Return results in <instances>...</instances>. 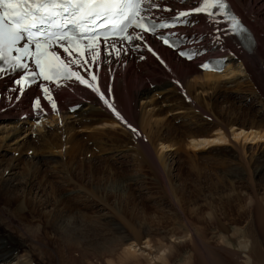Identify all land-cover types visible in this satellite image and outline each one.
Masks as SVG:
<instances>
[{
  "label": "bare ground",
  "instance_id": "bare-ground-1",
  "mask_svg": "<svg viewBox=\"0 0 264 264\" xmlns=\"http://www.w3.org/2000/svg\"><path fill=\"white\" fill-rule=\"evenodd\" d=\"M172 1L178 3L182 0ZM185 1L184 5L176 8H188L193 2ZM230 1L255 30L259 45L252 54L242 52L223 33L224 26L218 24L217 27L221 29L218 33L221 37L218 53L228 58V65L222 74L197 71L192 62L184 63L169 50L155 45H152V49L158 58L150 52H144L143 63H138V56L133 53L125 55L121 52L120 57L116 58L103 52L98 81L100 92L112 108L91 88L70 82L63 86L62 94L57 95L55 110L35 87L31 88L30 95H35L41 101V110H36L37 117L32 116V111H25L24 104H12L17 98V92L13 90L16 88L10 85L8 76L0 74V146L6 143L0 151V196L6 197L5 203L0 206V227L6 225L17 234V237L6 234V246L0 245V264H34L38 258L48 259L49 264H230L238 255H244L243 264H264L263 253L260 254L254 245L255 242L264 243V184L257 188L253 174L249 171V193L229 191L216 200H209L202 195L204 198L195 202L190 197L186 198L184 192L173 188L165 190V199L180 213L173 219H165L163 213L160 214L162 209L152 213L147 208L138 211L136 205L130 208L129 204L135 202V196L130 184H126L128 197L123 199L119 209L124 216L118 217L119 221L115 222L112 211L107 214L108 217L98 213L94 216L91 211L106 206L113 198L108 195L110 191L102 182L115 180L119 173L109 165L107 170L93 166L92 162L97 156L94 157L93 149L86 146L88 142L84 144L80 138V135L89 136L90 140L102 147H99L102 151H121L122 160L128 156L136 161L142 157L145 161L147 158L153 171L163 176L162 180L167 179V182L172 179V169L167 167V158L163 155L165 150L174 151L171 157L179 156L183 150V154L187 155L189 151L215 148L219 149L218 157L222 156L224 160L228 153L221 148L230 143L231 137L236 143L252 142L264 146V120L260 119L262 113L251 115L243 108L242 98V101H236V98L232 100L228 94H224L228 87L232 89V85L237 86L238 91L243 83L250 82L253 92L262 96L259 101L264 102V7L259 6L264 0ZM247 11L249 15H246ZM201 22L205 30H215L208 18L202 17ZM148 65H152L154 70L150 71ZM80 74L90 79L85 71H80ZM167 78L170 83L166 81ZM145 80L154 85L153 90L146 87ZM226 82L231 85L225 86ZM66 96L69 102L65 100ZM63 103L66 106L65 114L61 112ZM77 104L82 107L70 114L68 107ZM192 106L195 111L190 109ZM261 106L264 108V103ZM116 113H119L120 118H117ZM194 117L192 126H187L189 124L185 120ZM179 118L183 122L176 126L173 121ZM194 126L203 128L196 129ZM13 132L15 134L12 136ZM33 134L37 142L30 139ZM11 146L20 154L28 150L35 153L41 147L52 154L56 150L61 160L58 162L52 157L44 162L34 153L30 160L28 155L6 160L5 153ZM130 147L133 148L131 153L128 152ZM157 147L160 149L157 150ZM234 153L228 157L235 155L234 158L243 160L244 145L237 155ZM258 154V159H252L251 163L259 171L257 175L264 176V148ZM64 157L65 163L62 160ZM83 160H87V164ZM104 160L98 162L106 166L108 162ZM248 161L242 164L246 165ZM226 163L220 161L215 164L223 166ZM86 167L87 171L84 169ZM40 172L42 176L38 184V181L35 183L36 174ZM101 174H105L104 177ZM85 178L89 179L86 183L89 189L83 184ZM55 183L75 186L69 189L77 191L75 198L60 194L59 188L54 187ZM45 184L49 188H45ZM115 188L112 187L113 190ZM36 195L37 198H34ZM79 197L88 199L89 209L84 206L81 210H75L70 206ZM13 203H17V207L13 208ZM23 207L27 208V212L32 208L31 213H37V217L29 220ZM17 218L19 223L16 222ZM39 218L44 223H38ZM115 224H123V228L120 231L112 229ZM211 226L214 230L209 232L208 227ZM127 243L131 247L134 244V247L142 244L149 247L148 255L154 256L157 262L151 263L153 260L147 256L132 257V254L124 259L116 257L117 253H121L118 252L120 248ZM104 244L109 247L104 248ZM185 245H188L189 250L184 252ZM28 250L31 252L28 253ZM160 252L166 253L165 258L158 257Z\"/></svg>",
  "mask_w": 264,
  "mask_h": 264
},
{
  "label": "snow or ice",
  "instance_id": "snow-or-ice-1",
  "mask_svg": "<svg viewBox=\"0 0 264 264\" xmlns=\"http://www.w3.org/2000/svg\"><path fill=\"white\" fill-rule=\"evenodd\" d=\"M159 10L172 11L160 9L153 0H0V73H20L14 81L20 95L34 83L47 82L38 86L53 110L56 103L47 84L62 86V81L70 79L97 92L112 108L98 85L101 42L106 55L119 58L121 52L128 54L127 46L134 40L147 44L142 33L156 35L162 29L186 24V18L194 14L205 15L214 25L222 18L227 23L225 35H244L250 44L253 42L242 21L231 11L228 0H200L193 9L179 11L169 18L155 16ZM133 29L137 31H130ZM215 30L221 32L219 27ZM173 36L180 39L176 33L157 38L175 50L179 45L172 40ZM216 38L221 39L219 35ZM138 48L135 45L132 50ZM148 51L156 55L150 46ZM179 55L191 59L199 53L180 50ZM78 69L87 72L90 79H85ZM33 107L41 110L40 99L35 100ZM116 115L120 118L119 113Z\"/></svg>",
  "mask_w": 264,
  "mask_h": 264
},
{
  "label": "rangeland",
  "instance_id": "rangeland-1",
  "mask_svg": "<svg viewBox=\"0 0 264 264\" xmlns=\"http://www.w3.org/2000/svg\"><path fill=\"white\" fill-rule=\"evenodd\" d=\"M259 6L264 7V3L259 4ZM262 14H264V11L262 12ZM142 56L144 57L143 54H142ZM136 61H138V63H143L145 61V57H144V59H141V60L136 59ZM148 66H149L148 68L150 69V71L154 70V67L152 65H148ZM137 71H138V69H137ZM167 79L168 80H166V81L167 82L169 81V83H170L171 81L169 80V78H167ZM144 82L147 84L146 87L148 89L153 90L154 85L153 84L151 85L149 83V80H145ZM240 82L243 83V81H240ZM226 84H225V86H227V87L229 85H231L227 82H226ZM249 85H250V82L249 83L248 82L243 83L242 87L238 91L236 88L237 86L234 87L232 85L231 90L229 89V87L228 88L225 87V88H227V90L224 91L225 92L224 94H225V96H227V94H228V97H231L232 100L234 98H236L235 99L236 101L239 99H240V101H242V99H243V102H244L243 108L247 109L251 115H254L258 112H261L262 114H260V119L264 120V119H262L264 117V108H263V106H261V103H264V102L259 101V99L262 98V96H260V95L257 96V93L253 92L251 85L250 86ZM135 86H136V84H135ZM156 98H159V97H156ZM23 101L26 102L25 100H23ZM220 102H222V100ZM221 104H223V103H221ZM223 106H225V104ZM190 109L192 111H195L193 106L190 107ZM63 112L65 113V111H63ZM17 116H19V115L17 114ZM33 116H34V114H33ZM15 120H17V117ZM194 120H195V117H194V119L188 118L185 120V123L189 124L187 126H192V122ZM181 122H183V121H181V118L177 119V121L176 120L173 121V123L176 126L179 125ZM199 126H201V125H199ZM199 126H194V128H196V129L197 128L198 129L203 128V127H199ZM190 128H192V127H190ZM61 133H63L62 130H61ZM14 134H15V132L12 133V136ZM64 135H65V133H64ZM64 135H60V137L65 138ZM85 136H87V135H84V136L80 135V138L84 140L83 141L84 144H86L88 142L86 144V146L93 149L92 151H93L94 157L97 156L96 160L92 162V165L100 167L103 170H107V166L109 165V166H112V168L114 169L115 172L119 173L118 176H115V180L111 179L108 182L107 181L102 182V185L107 188V191H110V193H108V195L113 196V198H111L110 201H108V204L106 206L103 205V207H99V208L95 209L94 211H91V214L95 216V214L98 213L100 216L108 217L107 214L112 211L115 214L112 217L113 220H115V222L119 221L118 217L124 216V215L120 214L119 209H121V207H122L123 199L125 197H128V195H126V192H125V189H126L125 185L126 184H130L131 192L135 196V202H133L132 205L129 204L130 208H133V206L136 205L139 207V209H137L138 211L147 208L152 213L158 209H162V212L160 214L163 213L162 216L165 219H168V218L173 219V217H175V216L176 217L180 216L179 211L176 210L174 208L173 204L169 200L165 199V197H164L165 196L164 193L167 192L165 190H170V188H173L174 190H176L178 192H184V195L186 196V198L190 197L191 200H194L195 202H199V200L201 198H204V197L208 198L209 200H211V199L216 200V199H218V196H222V195L226 194V192H229V191L231 193H233V192L236 193V192H241V191L249 193L250 190H248V187H247L248 186L247 185L248 171L251 174H253L255 183L258 185L257 188L260 187L261 184H264V176H261V175L258 176L257 173L259 171L256 169L255 165L253 166L251 163L252 159H254V158H255L254 160L258 159L259 154L257 155V153H260V151L263 150L264 146L263 145L261 146V144L259 146H257L255 144H251L252 142H248V143L244 144L243 142L239 141L236 143V142L232 141L233 138L231 137L232 139L230 138V143L225 144L224 148H221V149H224L225 151H227V153H228V155L226 156V159L224 158V160H223L222 156H220L222 159L220 157H218L219 156L218 155L219 149H215V148H210V149L205 148L204 150L201 149L199 151H194V152L189 151V152H187V155L183 154V152L185 151V150H183L182 153L179 154V156L174 155L171 157H170V155H172L174 151L169 152L167 150H165V151L162 150V153L164 151L163 155H164L165 159L167 158V167H169V169H172L171 170L172 179L171 178H170L171 180L168 179L169 181L167 182V179L162 180L164 177L158 176L159 173L153 171L150 163L147 161V158L145 159V161L142 160L143 157L140 158V161H136V160H134L133 157L128 156L127 158H123V160H122L121 151L117 152L115 150V151H113L114 154H112L113 152H110V150H104L103 149V151H102L99 148V147H101V146H99V144H96L94 140H90L91 138L89 136H87V138ZM30 139L32 141L37 142V139H36L34 134H33V136L30 137ZM5 144L6 143H3V145L0 146V151H2L1 148L2 149L5 148L4 147ZM0 145H1V140H0ZM243 145H244V152H245L244 158H242L243 160H241L240 158H237V157L234 158L235 155H234V157L230 156L231 159H230V157H228L229 155H232L235 151H236L235 153L237 155L238 151L241 148H243ZM96 147H98V148H96ZM11 148H9V150L6 151V153H5V156H6L5 159L6 160L11 159V157L13 159L22 158V157L27 156V155H28V158L30 160V158L32 157V155L34 153L33 150H28L27 152L24 151V154L23 153L20 154L19 151L13 150L14 146H11ZM158 149H160V147H157V150ZM229 151H230V153H229ZM128 152H130V153L133 152V148L130 147ZM153 153H154V158H155V150ZM51 154H52L51 152L44 149L43 147L38 148L37 151L34 153V155L40 156L44 162L47 161L48 159H51L52 157H54V159H56L58 162L61 160V158L58 154V151L54 150V154H52V155ZM111 157L114 158V160ZM88 158H90V156H88ZM212 158H214V159H212ZM100 159H102V160L105 159L106 161L105 160L104 161L108 162V164L106 166H103L104 164L98 162V160H100ZM211 159L214 161L216 160V161L214 162ZM62 160H63V163H65L66 158L64 157ZM87 160H90V159H87ZM87 160H85V161L83 160V161L87 164ZM190 160H193V162ZM220 161H224L225 163L226 162L227 163H226V165H223V166L215 164L216 162L219 163ZM243 161H248L246 164L248 167L246 165L242 164ZM135 162H137V163H135ZM195 163H197V164H195ZM102 166H103V168H102ZM199 166H201V167H199ZM194 167H196V169ZM246 167L248 168V170ZM245 168H246V170H245ZM84 169H85V171H87V167ZM194 169H195V171H194ZM93 172H95V168H94ZM111 173L112 172H109V175H112ZM7 174L8 173L5 174V177ZM101 175H103V177H104L105 174H101ZM40 176H42L41 172L39 174H36L37 180L35 181V183H37V181H38V184H39V181H40L39 179H41ZM47 176H48V174H47ZM63 176H64V174H63ZM86 176H87V174L85 175V177ZM48 179L52 180L50 177H48ZM54 180H57V179H54ZM57 181H59V180H57ZM87 181L89 182V179L85 178L83 181V184L85 186H87L89 189V186L86 184V183H88ZM213 185H214V187H213ZM47 186L48 185L45 184V188H47ZM113 186L114 187L116 186V188L119 186V188H117V189L115 188V190H116L115 191L112 189ZM54 187L59 188L60 194H64V195L67 194L68 197L75 198L74 195H76L75 193L77 191L75 192V190H74V192H73L72 190H69V189H73V187L76 188L75 186H73V185L70 186V184L64 185L62 183L61 184L55 183ZM48 188H49V186H48ZM46 190H48V189H46ZM81 194H79V195H81ZM34 198H37V195ZM5 199H6V197L4 195L0 196V206L1 207L5 203L4 202ZM82 199L83 198H81V197H79V199L76 198V200L73 203H71L70 206H73L72 208L75 210H79V209L81 210L82 208H85V207H87L89 209L90 205L88 204V199H86V200L85 199L82 200ZM90 200L92 201L91 198H90ZM83 203H84V205H83ZM11 206L13 208L17 207V203H13ZM31 210H32V208L27 212V208L24 209V207H23V211L25 213H27L26 215H27L29 220L31 217L34 218V217H37V215H38L37 213H36V215H33V213H31ZM172 212H173V214H172ZM85 213H88V212L85 211ZM89 218L92 219V216L90 215ZM168 221H166V222H168ZM16 222L19 223L18 218H17ZM38 223H44L42 218H39ZM212 227L213 226L208 227L209 232H212L214 230V228H212ZM122 228H123V224H115V226H112V229L117 230V231H120ZM246 230H248V229H246ZM0 232H1L0 239L3 237L0 240V245L4 246V247L6 246V244H7L6 241L8 240L6 238L7 233L12 235L13 237H17V234L13 232L12 228L7 227L6 225L0 227ZM257 239L258 238H256V240ZM129 245L130 244L127 243L126 245L121 247L120 250L118 251L119 253L120 252L121 253H120V255L117 253L116 257H120L121 259H124V258H128L129 254H132V257H146L147 256L149 260H151V261L153 260L151 263H153L155 261L157 262V259L154 258V256L148 255V253L150 251L149 247H147L143 244L141 246H136V247H134L135 244H134V246L132 245V247ZM254 245L258 249L259 253L260 254L263 253L262 256H264V243L262 244L260 242H255ZM103 246L106 249L109 247L108 244H104ZM183 250H184V252L188 251L189 250L188 245H185L183 247ZM27 252L30 253L31 250H28ZM123 252H125V253H123ZM34 255H35V253H34ZM165 255H166V253L160 252L158 254V257L163 256V258H165ZM36 256L38 257L37 254L35 255V257ZM243 257H244V255H241V256L238 255L237 257H235L233 262H231L230 264H243V262L245 261V260H243L244 259ZM36 259L37 258H35V260ZM47 261H48V259H46V258H44V259L38 258L36 260V262H34V264H49V261H48V263H46ZM7 262L10 263V260H8ZM158 262H160V261H158ZM161 263L165 264L164 262H161ZM259 264H261V263H259Z\"/></svg>",
  "mask_w": 264,
  "mask_h": 264
}]
</instances>
